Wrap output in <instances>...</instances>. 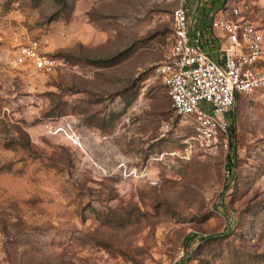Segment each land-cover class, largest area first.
Wrapping results in <instances>:
<instances>
[{
    "label": "rangeland",
    "instance_id": "obj_1",
    "mask_svg": "<svg viewBox=\"0 0 264 264\" xmlns=\"http://www.w3.org/2000/svg\"><path fill=\"white\" fill-rule=\"evenodd\" d=\"M219 1L77 0L46 23L53 0H0V264H264V91L238 95L227 145L187 149L155 72L173 9ZM31 41L62 65H16Z\"/></svg>",
    "mask_w": 264,
    "mask_h": 264
},
{
    "label": "built area",
    "instance_id": "obj_2",
    "mask_svg": "<svg viewBox=\"0 0 264 264\" xmlns=\"http://www.w3.org/2000/svg\"><path fill=\"white\" fill-rule=\"evenodd\" d=\"M222 1L218 5L222 9L215 14L208 5L199 4L195 18L183 3L173 9L171 50L155 67L175 115L191 123L187 149L195 144L212 147L221 138L227 145L238 95L264 91V68L254 66L264 54V29L255 26L238 6L225 14ZM223 37L224 46L219 44ZM14 63L28 73L51 72L62 65L43 52L37 41L17 47Z\"/></svg>",
    "mask_w": 264,
    "mask_h": 264
},
{
    "label": "trees",
    "instance_id": "obj_3",
    "mask_svg": "<svg viewBox=\"0 0 264 264\" xmlns=\"http://www.w3.org/2000/svg\"><path fill=\"white\" fill-rule=\"evenodd\" d=\"M19 0H7V4L6 6H9L10 4L17 2ZM46 0H30V2L34 5V6H39L41 4H43V2H45ZM58 8L53 11L46 19V23H51L53 21H58V20H64L65 22H68L70 20L71 14L74 10L75 7V2L77 0H53ZM99 64L101 66H108V65H112V63L109 60H104V61H99ZM233 129H231L232 131ZM231 148L233 149V146L231 145ZM206 239V238H205ZM211 241L213 240H220V236H211L210 237ZM249 257H245V260H249Z\"/></svg>",
    "mask_w": 264,
    "mask_h": 264
},
{
    "label": "crops",
    "instance_id": "obj_4",
    "mask_svg": "<svg viewBox=\"0 0 264 264\" xmlns=\"http://www.w3.org/2000/svg\"><path fill=\"white\" fill-rule=\"evenodd\" d=\"M260 9L257 11V15H254L253 16V20H250L255 26H257V27H259V28H263L264 29V16L263 15H259L260 14V12H262V8H261V5H260V7H259ZM217 34H219L220 36H222V34L221 33H217ZM220 41V45H222V46H224L225 45V39H224V37L221 39V40H219ZM255 68H257V69H262V68H264V54L257 60V62L255 63ZM258 92H260V91H257L256 93H258ZM256 93H254V95L256 94Z\"/></svg>",
    "mask_w": 264,
    "mask_h": 264
}]
</instances>
